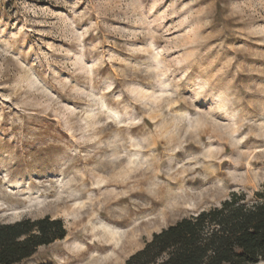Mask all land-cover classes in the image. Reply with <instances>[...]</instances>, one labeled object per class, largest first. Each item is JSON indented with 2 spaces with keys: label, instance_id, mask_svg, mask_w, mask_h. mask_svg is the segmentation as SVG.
Here are the masks:
<instances>
[{
  "label": "rangeland",
  "instance_id": "1",
  "mask_svg": "<svg viewBox=\"0 0 264 264\" xmlns=\"http://www.w3.org/2000/svg\"><path fill=\"white\" fill-rule=\"evenodd\" d=\"M262 191L264 0H0V223L66 234L18 264H124ZM123 217L122 250L91 254Z\"/></svg>",
  "mask_w": 264,
  "mask_h": 264
},
{
  "label": "trees",
  "instance_id": "2",
  "mask_svg": "<svg viewBox=\"0 0 264 264\" xmlns=\"http://www.w3.org/2000/svg\"><path fill=\"white\" fill-rule=\"evenodd\" d=\"M231 193L218 206L177 220L151 236L124 264H264V191ZM60 220L0 223V264H18L63 240Z\"/></svg>",
  "mask_w": 264,
  "mask_h": 264
},
{
  "label": "bare ground",
  "instance_id": "3",
  "mask_svg": "<svg viewBox=\"0 0 264 264\" xmlns=\"http://www.w3.org/2000/svg\"><path fill=\"white\" fill-rule=\"evenodd\" d=\"M136 195V194H135ZM118 202V201H117ZM144 203V202H143ZM153 207V206H152ZM125 210V209H124ZM151 210V209H150ZM122 212V211H121ZM126 215V214H125ZM129 216V215H128ZM127 217V216H125ZM129 220L127 221L126 219H124V217L122 218V222L120 221H112L111 223L109 222L107 224V227H109L110 230L107 231H104L103 232H100L99 230H95V232H92L93 233V236L95 237L96 239V242L93 243V245L91 246H87L86 248L88 249V251L91 253V254H96L98 253L99 255H104V257L106 258H109V254H112V253H116L118 250H122V245H123V235L118 233L119 230L123 229V227H126L129 222H130V218H128ZM133 219V218H132ZM126 220V221H125ZM108 222V221H107ZM104 223V222H103ZM123 223H126L124 224V226L122 225ZM131 225V223H130ZM106 227V228H107ZM101 228V227H99ZM128 228V227H127ZM126 228V229H127ZM104 229V228H103ZM137 232V231H136ZM136 234V233H135ZM130 236V235H129ZM122 242V243H121ZM81 245V243H80ZM84 245V244H83ZM86 246V245H85ZM76 247V246H75ZM78 254V253H77ZM106 255V256H105ZM86 253H81L80 255H76L74 256L73 258L76 259V260H79V261H82L83 259L86 260ZM81 258V259H80ZM88 258V257H87ZM104 258V259H106ZM73 259V260H74ZM100 259V257H99ZM98 260L97 256L95 257H92V258H89L87 262H82L83 264H90V263H96V261ZM78 261V263H79ZM112 261V260H111ZM80 264V263H79Z\"/></svg>",
  "mask_w": 264,
  "mask_h": 264
}]
</instances>
